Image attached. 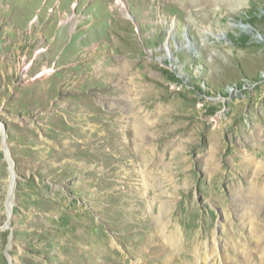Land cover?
<instances>
[{"label": "rangeland", "instance_id": "374dc122", "mask_svg": "<svg viewBox=\"0 0 264 264\" xmlns=\"http://www.w3.org/2000/svg\"><path fill=\"white\" fill-rule=\"evenodd\" d=\"M258 243L264 0H0V264H248Z\"/></svg>", "mask_w": 264, "mask_h": 264}, {"label": "bare ground", "instance_id": "6f19581e", "mask_svg": "<svg viewBox=\"0 0 264 264\" xmlns=\"http://www.w3.org/2000/svg\"><path fill=\"white\" fill-rule=\"evenodd\" d=\"M231 26H233V27H238V28H242V29H244V30H250L251 28L249 27V26H246V25H237V24H235V23H232L231 24ZM133 94V93H132ZM135 95V94H134ZM129 97V96H128ZM126 98L125 97V102H123L124 103V105H127L128 104V102H131L132 104H133V102H134V100H130L129 98ZM133 99V98H132ZM136 101V100H135ZM119 104V103H118ZM121 105V104H120ZM130 106V105H129ZM201 106V105H200ZM199 106V107H200ZM121 107H122V105H121ZM121 109H123V108H121ZM128 111V110H127ZM124 112V111H123ZM130 112H133V113H135V110L133 109V105H132V109H130ZM130 112H128L130 115H133L132 113H130ZM135 115V114H134ZM133 117V116H132ZM138 118V119H137ZM135 117L134 118V120H133V128H134V131H135V133H136V135H137V137H140V138H147V137H150L149 136V132L147 131V123H146V121L144 120V118L142 119V120H140L139 119V117ZM141 118V117H140ZM133 119V118H132ZM126 120H127V118H126ZM139 120V121H138ZM222 120V116H221V113H218L216 116H214V120H213V124L214 125H218V124H220V121ZM128 121V120H127ZM131 127V126H130ZM216 127V126H215ZM125 129V128H124ZM214 128H212V133L215 135L216 133H217V129L216 130H213ZM221 132V131H220ZM221 135V134H220ZM215 136H218V135H215ZM136 137V138H137ZM220 137V136H219ZM140 138H138V140L140 139ZM141 141H142V139H140ZM126 147V146H125ZM5 151V154H6V158L7 159H9L8 157H7V152H6V150H4ZM156 156V155H155ZM161 157V156H160ZM159 157V158H160ZM135 158V157H134ZM139 158V157H138ZM141 158L142 159H144V160H147L148 159V157H147V155L146 154H142L141 155ZM158 158V157H157ZM156 158V159H157ZM251 158V157H250ZM131 159V158H130ZM141 159V160H142ZM161 159V158H160ZM159 159V160H160ZM138 160V159H137ZM250 161H252V158H251V160ZM147 162V161H146ZM143 163H144V161H143ZM148 163V162H147ZM160 163H161V161H160ZM209 163H210V165H209V167L210 168H212V167H214V165H215V163H216V158H213V160L212 161H209ZM137 164V163H136ZM144 164H146V163H144ZM157 164H158V166L159 167H163V168H166V165H159V162H157ZM151 165H153V163L151 164ZM151 165H145L147 168V170H148V173H149V176H151L152 177V179L153 180H155L156 179V177L152 174V168H151ZM251 166V165H250ZM215 170L216 169H219V170H221L222 168H223V165L222 164H220L219 163V165H215ZM163 168H162V170H163ZM257 169H261L260 171H262V167H256ZM143 171L142 170H140L139 169V173H142ZM159 172V171H158ZM138 173V172H137ZM138 173V174H139ZM143 173H145V172H143ZM142 175V174H141ZM12 177V182H13V188H14V181H15V175L14 174H12V171H11V175H10V178ZM142 177H143V175H142ZM158 181V180H157ZM12 182L10 181V187H11V185H12ZM147 184H149V182L147 183ZM144 186V185H143ZM12 191H11V189L9 188V193H8V196H7V200H6V213H7V215L8 216H11V209H12ZM9 226V225H8ZM217 242L219 243V241L217 240ZM259 242V241H258ZM260 247H261V245L258 243V249H260ZM261 249H263V252H262V254H261V256L260 257H256V256H254L252 259H250V261L248 262V264H264V246H262L261 247ZM260 249V250H261ZM217 257H218V255H217ZM250 258V257H249ZM163 261H165V260H163ZM158 262V261H157ZM159 262H160V260H159ZM11 264H12V260H11Z\"/></svg>", "mask_w": 264, "mask_h": 264}, {"label": "water", "instance_id": "95a60500", "mask_svg": "<svg viewBox=\"0 0 264 264\" xmlns=\"http://www.w3.org/2000/svg\"><path fill=\"white\" fill-rule=\"evenodd\" d=\"M6 152H7V157L9 158V159H7V160H8V162H9V164H10V168H11L12 174H14L15 172H14V170H13V168H12L13 161H12V158H11L10 152L8 151V149L6 150ZM14 182H15V181H14Z\"/></svg>", "mask_w": 264, "mask_h": 264}]
</instances>
